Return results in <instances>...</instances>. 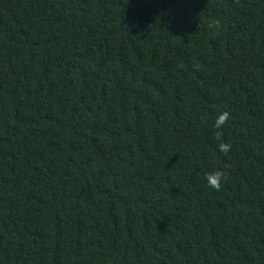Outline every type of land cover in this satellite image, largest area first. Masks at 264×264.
Listing matches in <instances>:
<instances>
[{
	"label": "trees",
	"instance_id": "obj_1",
	"mask_svg": "<svg viewBox=\"0 0 264 264\" xmlns=\"http://www.w3.org/2000/svg\"><path fill=\"white\" fill-rule=\"evenodd\" d=\"M0 264H264V0H0Z\"/></svg>",
	"mask_w": 264,
	"mask_h": 264
},
{
	"label": "clouds",
	"instance_id": "obj_2",
	"mask_svg": "<svg viewBox=\"0 0 264 264\" xmlns=\"http://www.w3.org/2000/svg\"><path fill=\"white\" fill-rule=\"evenodd\" d=\"M208 28L214 31H218L222 28L221 21L219 19H212L209 24ZM181 68L183 65L180 66ZM230 118V113L228 111L220 112L214 120L213 126L217 129L215 133V139L219 142L217 144V148L219 152L227 155L231 151V144L228 142L222 141V129L225 124L228 123ZM205 179L208 183V186L214 190L219 191L222 186V182L227 180V173L221 170H216L213 172H209L205 175Z\"/></svg>",
	"mask_w": 264,
	"mask_h": 264
}]
</instances>
